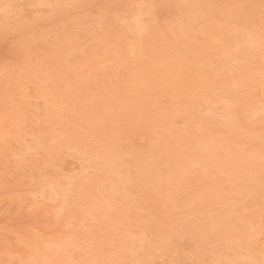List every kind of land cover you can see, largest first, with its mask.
I'll return each instance as SVG.
<instances>
[{"label":"rangeland","instance_id":"obj_1","mask_svg":"<svg viewBox=\"0 0 264 264\" xmlns=\"http://www.w3.org/2000/svg\"><path fill=\"white\" fill-rule=\"evenodd\" d=\"M263 223L264 0H0V264H264Z\"/></svg>","mask_w":264,"mask_h":264},{"label":"bare ground","instance_id":"obj_2","mask_svg":"<svg viewBox=\"0 0 264 264\" xmlns=\"http://www.w3.org/2000/svg\"><path fill=\"white\" fill-rule=\"evenodd\" d=\"M138 8V7H137ZM129 10V9H128ZM131 12V11H130ZM149 13V12H148ZM144 14V13H143ZM145 16V15H144ZM141 20V19H140ZM135 21H137V20H135ZM170 35V34H169ZM171 37V36H170ZM134 38V37H133ZM135 40V39H134ZM134 42V41H133ZM136 42V41H135ZM250 56V55H249ZM255 57V56H254ZM23 59V58H22ZM258 61V60H257ZM151 62V61H150ZM208 71V70H207ZM59 74V73H58ZM27 76V75H26ZM226 76V75H225ZM125 77V76H124ZM263 83V82H262ZM250 84V83H249ZM5 85V84H4ZM88 91V90H87ZM7 93V92H6ZM246 109H248V108H246ZM251 110H253V108H251ZM254 112V111H253ZM53 133V132H52ZM230 151V150H229ZM232 152V151H231ZM229 154V153H228ZM228 154H226V155H228ZM177 161V160H176ZM9 164V163H8ZM15 189V188H14ZM24 190V189H23ZM25 198V197H24ZM20 200V199H19ZM15 204V203H14ZM31 204V203H30ZM69 204V203H68ZM43 206V205H42ZM41 206V207H42ZM40 210H42V209H40ZM44 211V210H43ZM162 222H164V221H162ZM63 223V222H62ZM172 225V224H171ZM263 225H264V223H263ZM58 226V225H57ZM55 229V228H54ZM45 230V229H44ZM56 230V229H55ZM49 232H50V230H48ZM53 231V230H52ZM63 232V231H62ZM74 232V231H73ZM54 233V232H53ZM64 233V232H63ZM214 254V253H213ZM134 261V260H133ZM145 261H147V260H145ZM200 261V260H199ZM204 261V260H203Z\"/></svg>","mask_w":264,"mask_h":264}]
</instances>
